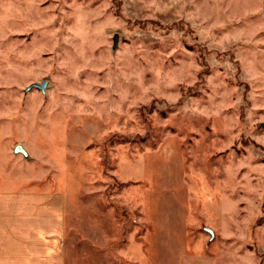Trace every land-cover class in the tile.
<instances>
[{
	"label": "rangeland",
	"instance_id": "374dc122",
	"mask_svg": "<svg viewBox=\"0 0 264 264\" xmlns=\"http://www.w3.org/2000/svg\"><path fill=\"white\" fill-rule=\"evenodd\" d=\"M262 124L264 0H0V184L67 196L77 264H264Z\"/></svg>",
	"mask_w": 264,
	"mask_h": 264
},
{
	"label": "crops",
	"instance_id": "0c3cea01",
	"mask_svg": "<svg viewBox=\"0 0 264 264\" xmlns=\"http://www.w3.org/2000/svg\"><path fill=\"white\" fill-rule=\"evenodd\" d=\"M68 211L67 196L59 191L0 184V264H77L67 245ZM152 236L137 264H216L202 249L161 250Z\"/></svg>",
	"mask_w": 264,
	"mask_h": 264
},
{
	"label": "water",
	"instance_id": "95a60500",
	"mask_svg": "<svg viewBox=\"0 0 264 264\" xmlns=\"http://www.w3.org/2000/svg\"><path fill=\"white\" fill-rule=\"evenodd\" d=\"M118 42H119V37L116 36L115 39H114V48H117ZM48 87H49V82L48 81H44L42 83H34L31 86H29L25 90V92L28 93V92H30V91H32L34 89H37V90H40L43 93H46V90H47ZM261 127L264 129V124H262ZM14 152H15V154L23 155L26 160L30 159L29 153L25 150V148L22 145H18L15 148ZM207 231L211 234L212 238L215 237V234H214V232L212 230L207 229Z\"/></svg>",
	"mask_w": 264,
	"mask_h": 264
}]
</instances>
